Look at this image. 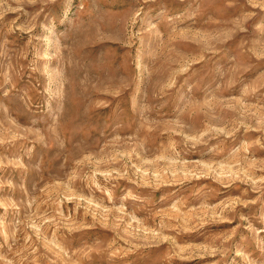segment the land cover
<instances>
[{"label":"rangeland","instance_id":"374dc122","mask_svg":"<svg viewBox=\"0 0 264 264\" xmlns=\"http://www.w3.org/2000/svg\"><path fill=\"white\" fill-rule=\"evenodd\" d=\"M0 264H264V0H0Z\"/></svg>","mask_w":264,"mask_h":264}]
</instances>
